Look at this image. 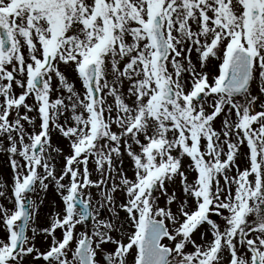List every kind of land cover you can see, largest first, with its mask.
I'll return each instance as SVG.
<instances>
[{
	"label": "snow or ice",
	"instance_id": "obj_1",
	"mask_svg": "<svg viewBox=\"0 0 264 264\" xmlns=\"http://www.w3.org/2000/svg\"><path fill=\"white\" fill-rule=\"evenodd\" d=\"M0 156V264H264V0H0Z\"/></svg>",
	"mask_w": 264,
	"mask_h": 264
},
{
	"label": "rangeland",
	"instance_id": "obj_2",
	"mask_svg": "<svg viewBox=\"0 0 264 264\" xmlns=\"http://www.w3.org/2000/svg\"><path fill=\"white\" fill-rule=\"evenodd\" d=\"M67 75L70 80H73L74 82H76L74 78V74L72 73L70 69L67 71ZM76 86L78 89L80 88L79 82H76ZM54 143H56L55 140H54ZM0 177H4V178L10 177V169L7 163L5 162L3 156H0ZM157 195H159V193H157ZM54 199H55L54 193L49 194L48 200L46 202V206L42 207L41 214H40L41 226H47V222H48L47 217L49 215L50 210H52Z\"/></svg>",
	"mask_w": 264,
	"mask_h": 264
}]
</instances>
